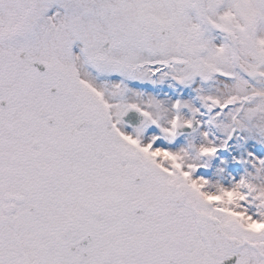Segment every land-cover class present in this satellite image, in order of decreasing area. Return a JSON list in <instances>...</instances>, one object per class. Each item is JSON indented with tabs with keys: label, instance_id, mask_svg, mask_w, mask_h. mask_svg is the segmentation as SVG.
I'll list each match as a JSON object with an SVG mask.
<instances>
[{
	"label": "snow or ice",
	"instance_id": "snow-or-ice-1",
	"mask_svg": "<svg viewBox=\"0 0 264 264\" xmlns=\"http://www.w3.org/2000/svg\"><path fill=\"white\" fill-rule=\"evenodd\" d=\"M249 141L264 0H0V264H264Z\"/></svg>",
	"mask_w": 264,
	"mask_h": 264
},
{
	"label": "rangeland",
	"instance_id": "rangeland-1",
	"mask_svg": "<svg viewBox=\"0 0 264 264\" xmlns=\"http://www.w3.org/2000/svg\"><path fill=\"white\" fill-rule=\"evenodd\" d=\"M130 130V129H129ZM255 151L258 155H264V145L261 144H255L253 145V142L249 141L247 143H240L237 142L235 144H233L231 146V148L229 149V151L225 152L224 151V155H225V174H224V185L227 184V179L226 177L228 176H234L235 173L234 172V167H235V163L233 162V157L239 156L242 157L245 155V153L247 151ZM215 163H213L212 165L215 167L216 166V161H214ZM241 168V172H243V166L240 165Z\"/></svg>",
	"mask_w": 264,
	"mask_h": 264
},
{
	"label": "flooded vegetation",
	"instance_id": "flooded-vegetation-1",
	"mask_svg": "<svg viewBox=\"0 0 264 264\" xmlns=\"http://www.w3.org/2000/svg\"><path fill=\"white\" fill-rule=\"evenodd\" d=\"M219 159H222L225 161V155H224V151H221L219 154ZM244 156L242 157H239V156H236V157H233L236 158V159H242ZM215 163V162H213ZM217 168H223V170L225 169V165H220L219 164V161H216V166L214 167L213 165L207 169V170H201L204 175L206 176V178H210L212 179L213 181H216V180H219L222 184H224V174H225V171H223L222 173H219L217 174ZM241 172V168L239 166V164L235 163V167H234V172L235 175L239 174Z\"/></svg>",
	"mask_w": 264,
	"mask_h": 264
},
{
	"label": "clouds",
	"instance_id": "clouds-1",
	"mask_svg": "<svg viewBox=\"0 0 264 264\" xmlns=\"http://www.w3.org/2000/svg\"><path fill=\"white\" fill-rule=\"evenodd\" d=\"M208 188H209V191H215L216 185L215 184H211V185L208 186ZM260 228H261V226H259V225L253 226V230H255V231H259Z\"/></svg>",
	"mask_w": 264,
	"mask_h": 264
}]
</instances>
